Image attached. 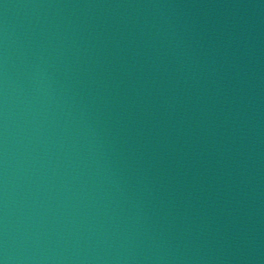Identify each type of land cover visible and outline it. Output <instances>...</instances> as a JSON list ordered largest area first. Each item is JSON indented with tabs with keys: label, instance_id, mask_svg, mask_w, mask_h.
Here are the masks:
<instances>
[{
	"label": "water",
	"instance_id": "1",
	"mask_svg": "<svg viewBox=\"0 0 264 264\" xmlns=\"http://www.w3.org/2000/svg\"><path fill=\"white\" fill-rule=\"evenodd\" d=\"M0 264H260L136 0H0Z\"/></svg>",
	"mask_w": 264,
	"mask_h": 264
}]
</instances>
